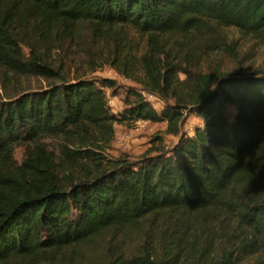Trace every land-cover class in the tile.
<instances>
[{
    "label": "trees",
    "instance_id": "obj_1",
    "mask_svg": "<svg viewBox=\"0 0 264 264\" xmlns=\"http://www.w3.org/2000/svg\"><path fill=\"white\" fill-rule=\"evenodd\" d=\"M79 26L145 39L144 81L119 113L107 100L120 84L94 75L93 49L73 79L43 63ZM230 30L264 45V0H0V63L47 82L0 92V264L100 248L96 264H263L264 72L195 71L194 51L221 49ZM131 56L122 44L104 63L134 80ZM185 116L204 124L182 132ZM139 120L167 126L138 157L108 155L115 125Z\"/></svg>",
    "mask_w": 264,
    "mask_h": 264
},
{
    "label": "rangeland",
    "instance_id": "obj_2",
    "mask_svg": "<svg viewBox=\"0 0 264 264\" xmlns=\"http://www.w3.org/2000/svg\"><path fill=\"white\" fill-rule=\"evenodd\" d=\"M86 30L85 26L77 27L74 32L75 36L69 40L68 45L64 44L62 49L51 48L43 55V63H47L64 78L73 79V75L77 71H86L87 66H89L85 49H93L96 52V60L93 63L94 75L96 77L116 79L120 84L116 95L108 91V95L114 99V107L112 109L119 113L124 109V89L126 87L140 88L144 81L138 58L145 52V39L135 33H126L118 27L108 31L109 36L105 37L110 38L108 41L107 39L102 40L98 36L94 37ZM100 32V35H106L107 33L103 28L100 29ZM228 34L226 45L221 49H216L212 46L205 48L201 53L198 50L194 51V55H199L195 71L203 73L208 68L213 67L218 68L220 71L242 75H249L255 71L264 72V45L242 37L234 30L228 31ZM122 44H128L131 49V58L136 66L134 69V80L121 77L116 70L104 63L105 59L112 56L113 50ZM46 85L47 82L43 78L15 73L9 65L0 63V92L3 96H12L21 91L43 88ZM171 103L172 101H170ZM162 106L160 102L156 104L158 110H161ZM200 123L201 120L197 117L185 116L180 128L182 132L190 133L193 127ZM166 126L167 124L147 122L140 125H137L136 122L132 127L115 125L114 142L107 149V154L113 157L120 155H127L132 158L138 157L151 147V139L163 131ZM164 140L166 145H170L176 142V137L166 135ZM126 244V241L122 243L127 253L130 248ZM101 251L102 248L94 252L87 251L81 259L72 260L70 264H96ZM254 263L255 259H249L244 262V264Z\"/></svg>",
    "mask_w": 264,
    "mask_h": 264
},
{
    "label": "built area",
    "instance_id": "obj_3",
    "mask_svg": "<svg viewBox=\"0 0 264 264\" xmlns=\"http://www.w3.org/2000/svg\"><path fill=\"white\" fill-rule=\"evenodd\" d=\"M143 94L145 96H147V99L152 103V105L155 108H157L156 104H159V102L153 96L146 95L144 92H143ZM107 104H108L109 107L113 108L114 107V99L112 97L108 96ZM144 123H146V121H141V120L137 121V125L144 124ZM165 124H167V122H165Z\"/></svg>",
    "mask_w": 264,
    "mask_h": 264
},
{
    "label": "clouds",
    "instance_id": "obj_4",
    "mask_svg": "<svg viewBox=\"0 0 264 264\" xmlns=\"http://www.w3.org/2000/svg\"><path fill=\"white\" fill-rule=\"evenodd\" d=\"M197 118L201 120V123H202V124H204V120H203L202 117H199V116H198Z\"/></svg>",
    "mask_w": 264,
    "mask_h": 264
}]
</instances>
